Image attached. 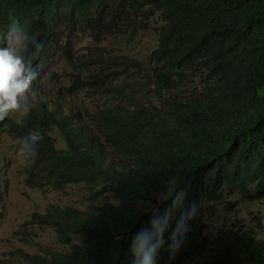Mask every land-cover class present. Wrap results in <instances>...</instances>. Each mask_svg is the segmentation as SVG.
<instances>
[{"label":"trees","instance_id":"trees-1","mask_svg":"<svg viewBox=\"0 0 264 264\" xmlns=\"http://www.w3.org/2000/svg\"><path fill=\"white\" fill-rule=\"evenodd\" d=\"M155 18L154 47L123 62L135 96L85 118L63 100L46 101L36 80L24 126L0 123L17 140L43 136L35 164L23 167L27 186L81 189L80 206L32 214L60 248L18 251L24 264H134L132 239L154 217L167 218L156 264H264V238L229 228L210 238L201 215V203L223 192L264 201V0H0V37L14 20L25 26L42 44L38 74L76 33L133 40Z\"/></svg>","mask_w":264,"mask_h":264},{"label":"rangeland","instance_id":"rangeland-1","mask_svg":"<svg viewBox=\"0 0 264 264\" xmlns=\"http://www.w3.org/2000/svg\"><path fill=\"white\" fill-rule=\"evenodd\" d=\"M151 25L133 40L74 34L66 51L54 49L40 64L37 89L41 96L46 101L63 100L85 118L104 106L135 96L139 89L130 78L134 71L123 62L146 58L155 44L158 20L155 18ZM50 135L57 147L63 146L56 130ZM24 178L17 139L0 126V264H24L16 255L18 251L31 254L43 248H60L54 233L33 221L32 214L54 203L77 205L79 185H67L61 190L29 187ZM201 215L210 238L221 228L248 230L256 238H264V201L252 200L248 192H223L216 201H203Z\"/></svg>","mask_w":264,"mask_h":264},{"label":"clouds","instance_id":"clouds-1","mask_svg":"<svg viewBox=\"0 0 264 264\" xmlns=\"http://www.w3.org/2000/svg\"><path fill=\"white\" fill-rule=\"evenodd\" d=\"M42 44L19 21H12L3 37H0V122L15 118L17 126L23 127L24 121L32 111L37 93L33 90V82L38 74L32 69L33 59L41 51ZM43 136L39 131H31L18 138L17 145L20 163L25 168H31L39 155V145ZM176 188L173 179L166 185L164 199L172 196ZM182 200V194H176L173 206ZM194 214V209L192 210ZM167 218L163 220L154 217L149 229L139 231L132 239L131 253L134 264H156L159 248L163 245V234L166 230ZM183 224L178 225L173 233L170 248L179 249L177 239Z\"/></svg>","mask_w":264,"mask_h":264}]
</instances>
